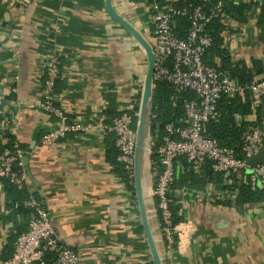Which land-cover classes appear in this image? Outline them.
I'll list each match as a JSON object with an SVG mask.
<instances>
[{
    "label": "crops",
    "instance_id": "crops-1",
    "mask_svg": "<svg viewBox=\"0 0 264 264\" xmlns=\"http://www.w3.org/2000/svg\"><path fill=\"white\" fill-rule=\"evenodd\" d=\"M98 1L99 9L74 0H0V106L7 111V122L0 118V153L8 137L17 140L27 175L24 189L18 192L41 203L60 242L76 252L83 264H151L138 210L133 209L119 182L114 137L106 130L120 109L139 102L136 98L143 90L147 60L130 34L103 11L104 0ZM117 1L112 0L117 13L137 26L135 18L140 21L147 0H123V9L116 7ZM212 2L228 7L227 31L220 36L229 61L248 67L255 61L264 66L260 8H253L249 0ZM241 5L249 7L242 21L236 15ZM49 33L62 56L59 92H53V105L87 131L67 134L55 145L42 147L40 139L54 123L53 116L40 107L46 80L40 68L53 49L45 38ZM142 35L145 40L150 38L148 31ZM213 63L220 69L218 58ZM261 106L263 109L264 97ZM260 117L264 131L263 111ZM245 120L250 126V115ZM145 153L142 190L162 264H264L261 201L224 205L227 199L216 200L215 194L239 185L236 178L204 182L202 168L180 162L175 166L173 193L182 218L179 223L184 225L179 245L165 257L164 243L155 233ZM188 170L204 183L191 186L181 182ZM21 198L0 183V259L11 256L16 238L30 218V213L15 208Z\"/></svg>",
    "mask_w": 264,
    "mask_h": 264
},
{
    "label": "built area",
    "instance_id": "built-area-1",
    "mask_svg": "<svg viewBox=\"0 0 264 264\" xmlns=\"http://www.w3.org/2000/svg\"><path fill=\"white\" fill-rule=\"evenodd\" d=\"M178 1L147 0L142 18L140 21L135 18L134 21L136 31L141 35L143 31H148L152 40L153 83H167L178 91H188L194 95V98L183 103L180 125H165L159 143L151 137L150 122L148 124L145 150L148 151L149 199L164 243L165 257L179 245L184 225L172 222L175 166L179 160H185L195 169L208 164L212 173L230 176V181L236 178L239 183L246 184L251 192L261 191V204L264 206V164L255 168L247 165V160L264 146V131L260 126L254 125L255 112L264 97V74L242 88L219 69L206 65L203 57L212 45V36L207 26L217 21L222 26L221 33L227 31L226 6L214 4L212 0H197L188 8L177 6ZM249 1L254 8L262 0ZM114 10L117 12L115 8ZM177 18H186L189 25L183 38H178L174 32ZM126 21L129 23V20ZM60 25H65V22ZM53 36L51 33L45 36L53 49H50L40 68L46 77L40 107L54 118V123L40 139L39 145L42 147L55 145L67 134L87 131V127L71 121L65 112L53 105V89L55 81L60 77L62 57L61 48L55 45ZM244 90L251 96V124L240 137L239 158L231 150L220 147L215 140L209 138L206 135V125L218 117L216 107L221 97H231ZM139 104L129 103L119 110L118 115L110 118L106 126V130L114 137L115 161L122 172L119 182L124 192H127L126 186L133 184L136 142L134 119L138 115V111L134 109ZM6 116V109L0 106V118L4 123L7 122ZM33 152L36 153V148ZM23 155L16 139L0 153V183L4 182L16 191L23 190L27 182V175L22 169ZM229 197L234 200L235 194L220 190L214 198L221 200ZM15 208L28 210L30 218L25 230L18 234L11 256L0 259V264H44L47 255L53 256V264H83L76 252L60 242L39 201L27 197L15 203Z\"/></svg>",
    "mask_w": 264,
    "mask_h": 264
},
{
    "label": "trees",
    "instance_id": "trees-1",
    "mask_svg": "<svg viewBox=\"0 0 264 264\" xmlns=\"http://www.w3.org/2000/svg\"><path fill=\"white\" fill-rule=\"evenodd\" d=\"M78 5L83 7L95 8L99 9L101 4L98 0H74ZM150 1V0H149ZM197 0H179L176 5L179 7H191ZM256 7V6H254ZM260 8V12L258 15V23L262 25L264 23V0L261 1V4L257 6ZM228 7H226L227 9ZM249 7L247 5H241L236 9V15L238 16L237 19L240 21L245 20V11ZM228 10V9H227ZM73 23L70 22L69 26ZM68 26V29H69ZM188 22L186 18H177L175 21V28L174 32L178 38H183L188 29ZM82 27V25H81ZM207 28L212 36V45L211 47L206 50L205 55L203 57V62L206 65L212 66L214 65L213 59L218 58L221 62L220 71L225 73L229 78L235 80L239 86L245 88L249 85L253 79L256 77L264 74V66L261 65L259 62H252L251 67L246 66L243 62H236L231 63L229 61V57L227 56V51L222 49L223 39L220 36L222 31V26L217 21L210 23ZM146 38V37H145ZM148 42V40H147ZM213 67V66H212ZM58 82L55 81L53 92H59L58 89ZM194 98V95L188 91H178L172 86L167 83H153L152 88V96L150 102V118H149V130L151 137L159 143L160 138L164 134V127L167 124H174L180 125L179 122L183 119V103L185 100H189ZM250 94L248 91L244 90L242 92H238L231 97L223 96L217 103L216 111L218 117L216 120L209 122L206 125V135L215 140L220 147L226 148L231 150L236 157H241L240 153V137L248 127L249 124L246 122V116L251 114L250 108ZM141 96L138 95L136 100L140 103ZM263 99V98H262ZM262 103V102H261ZM137 105V104H136ZM136 112L139 110L138 106H135L134 109ZM264 112V108L262 106L257 108L255 112V122L254 125L260 126V112ZM118 115V114H117ZM237 116L240 120H237ZM137 118L134 119V125H136ZM9 142L5 147H10L14 138L8 137ZM178 162L183 163L185 166L187 162L185 160H179ZM119 168V167H118ZM204 171V178L210 180H216L217 183H221L222 179L228 178L230 176L221 175L215 176L212 174L210 167L208 164L202 167ZM202 171V173H203ZM120 177H121V170L119 168ZM209 179V180H208ZM231 179V178H230ZM181 182H189L191 186H196L198 184L204 183L201 180H197L193 172L188 170L185 176H182ZM177 183V178L174 179V186ZM239 185H234L233 187H228L227 192L231 194H235L234 200L231 197L229 199L224 200V205H245V204H256L262 201V193L261 191L251 192L246 184L238 183ZM7 188L12 192L15 193L17 198L22 197L20 200L24 199V193L16 191L12 186L7 184ZM127 193L129 194L131 204L133 209L137 211V204L134 194L133 184L130 186H126ZM144 196V192H143ZM19 200V201H20ZM18 201V202H19ZM146 205V209H147ZM20 210H25L23 208H17V212ZM29 213L28 210H25ZM178 208L177 206L172 207V222L173 224H177L181 221V217L178 215ZM148 216V215H147ZM150 218L148 216V222ZM150 226V224H149ZM26 228V226H25ZM22 229L21 232H23ZM151 232L152 227L150 226ZM20 232V233H21ZM153 240L156 246V236L153 235ZM157 249V248H156ZM53 256L47 255L45 258L44 264H53ZM151 263V262H150ZM152 264V263H151Z\"/></svg>",
    "mask_w": 264,
    "mask_h": 264
},
{
    "label": "water",
    "instance_id": "water-1",
    "mask_svg": "<svg viewBox=\"0 0 264 264\" xmlns=\"http://www.w3.org/2000/svg\"><path fill=\"white\" fill-rule=\"evenodd\" d=\"M104 8L108 15L122 27L130 36L138 43L145 53L147 60V70L144 79V86L141 93L139 110L136 123V142L134 150V165H133V188L139 213V219L149 253L153 264H162L158 250L156 249L152 232L148 222L147 209L142 190V162L146 146V138L148 136V124L150 118V102L153 88V69H154V54L151 46L143 38V36L136 31L125 19H123L112 6V0H104ZM26 162V158L23 160ZM264 164V146L258 152L247 160V165L250 168H255L258 165Z\"/></svg>",
    "mask_w": 264,
    "mask_h": 264
},
{
    "label": "rangeland",
    "instance_id": "rangeland-1",
    "mask_svg": "<svg viewBox=\"0 0 264 264\" xmlns=\"http://www.w3.org/2000/svg\"><path fill=\"white\" fill-rule=\"evenodd\" d=\"M148 40V44L151 46L152 45V40L150 39V38H146V41ZM141 48V47H140ZM142 49V48H141ZM137 123V122H136ZM149 141H150V139H149ZM148 142L146 141V144H147ZM144 192V191H143ZM146 197L144 196V199H145ZM147 215L149 216V214H148V208H147ZM149 218H150V216H149ZM153 218H154V220H155V217L153 216ZM151 220V219H150ZM155 223H156V227H155V233L159 236V238H160V240L162 241V239H161V236H160V233H159V230H158V226H157V222H156V220H155ZM149 224H150V226L152 227V231H153V233H154V228H153V226H152V223H151V221H149ZM159 256H160V254H159ZM160 260H161V256H160Z\"/></svg>",
    "mask_w": 264,
    "mask_h": 264
},
{
    "label": "bare ground",
    "instance_id": "bare-ground-1",
    "mask_svg": "<svg viewBox=\"0 0 264 264\" xmlns=\"http://www.w3.org/2000/svg\"><path fill=\"white\" fill-rule=\"evenodd\" d=\"M115 5H116V7H117L118 9H123V8H124V2L121 1V0H120V1H117ZM146 141H147V138H146ZM147 142H148V141H147ZM145 152H146V153H145ZM145 152H144L145 155H146V154L148 155V151L145 150Z\"/></svg>",
    "mask_w": 264,
    "mask_h": 264
}]
</instances>
